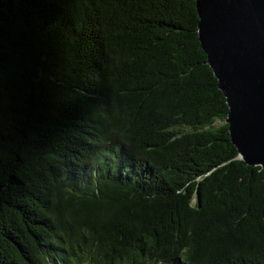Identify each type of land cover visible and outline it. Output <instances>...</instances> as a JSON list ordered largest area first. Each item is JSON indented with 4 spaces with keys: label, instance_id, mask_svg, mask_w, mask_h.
I'll use <instances>...</instances> for the list:
<instances>
[{
    "label": "trees",
    "instance_id": "trees-1",
    "mask_svg": "<svg viewBox=\"0 0 264 264\" xmlns=\"http://www.w3.org/2000/svg\"><path fill=\"white\" fill-rule=\"evenodd\" d=\"M195 0H0V264H264Z\"/></svg>",
    "mask_w": 264,
    "mask_h": 264
},
{
    "label": "water",
    "instance_id": "water-1",
    "mask_svg": "<svg viewBox=\"0 0 264 264\" xmlns=\"http://www.w3.org/2000/svg\"><path fill=\"white\" fill-rule=\"evenodd\" d=\"M197 37L239 158L264 169V0H195Z\"/></svg>",
    "mask_w": 264,
    "mask_h": 264
},
{
    "label": "rangeland",
    "instance_id": "rangeland-1",
    "mask_svg": "<svg viewBox=\"0 0 264 264\" xmlns=\"http://www.w3.org/2000/svg\"><path fill=\"white\" fill-rule=\"evenodd\" d=\"M74 264H79V263H76V262H75Z\"/></svg>",
    "mask_w": 264,
    "mask_h": 264
}]
</instances>
